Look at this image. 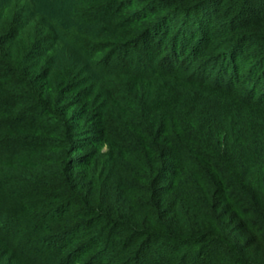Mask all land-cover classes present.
I'll use <instances>...</instances> for the list:
<instances>
[{
  "label": "trees",
  "instance_id": "obj_1",
  "mask_svg": "<svg viewBox=\"0 0 264 264\" xmlns=\"http://www.w3.org/2000/svg\"><path fill=\"white\" fill-rule=\"evenodd\" d=\"M96 1L0 0V264H264V0Z\"/></svg>",
  "mask_w": 264,
  "mask_h": 264
},
{
  "label": "rangeland",
  "instance_id": "obj_2",
  "mask_svg": "<svg viewBox=\"0 0 264 264\" xmlns=\"http://www.w3.org/2000/svg\"><path fill=\"white\" fill-rule=\"evenodd\" d=\"M57 1L58 0H55V3H57ZM79 1V0H78ZM85 1V4L87 5L88 4V2H90V1H93V0H84ZM44 2V0H40V3L42 4ZM96 2H101V0H98V1H96ZM96 7L94 8V9H91V12H92V14H94V16H98V17H102V13H100L99 11H98V9H99V3H96V5H95ZM52 9H53V13H56V15H53L51 12H50V15H51V17L53 16V18L55 19V20H53L55 23H57L59 20H60V18H62L65 14H67V10L63 7V6H61V5H58V4H54L53 6H52ZM58 14H61V17L59 18L58 16ZM95 17V18H96ZM97 17V18H98ZM111 17H115V15L114 14H111ZM226 23V22H225ZM59 24V23H58ZM67 27V26H66ZM214 30V25L213 26H211V27H209V30L208 31H213ZM119 32L122 34L123 32V35L125 36L126 34H127V31H126V29L122 26L120 29H119ZM173 33H172V35L170 36V40L173 38ZM119 38L120 40H125L124 39V37L123 36H120L119 34L116 36V38ZM198 38V37H197ZM196 38V39H197ZM126 43V41L123 43V44H125ZM83 44H85L84 42H83ZM150 45H151V47L153 46L151 43H149ZM144 45H145V43L142 41L141 43H140V45H138V47H139V50H140V52H146L147 50H144L145 49V47H144ZM147 47H149L148 45H147ZM128 52H121L120 54H128L126 57H131V56H134L137 60H138V57H137V53L136 52H133V51H131V49L128 47ZM163 59H164V56H162L161 57V59H157V63H159V62H162L163 61ZM249 60V63H252V60L250 59V58H248ZM214 74H215V72H214ZM263 87H264V83H263V85H262V89H263ZM7 227H9V230H12L13 228L14 229H16V225L12 222V221H9V220H5L4 219V217H2V216H0V229H3V228H7ZM23 234H26V230L23 232Z\"/></svg>",
  "mask_w": 264,
  "mask_h": 264
}]
</instances>
